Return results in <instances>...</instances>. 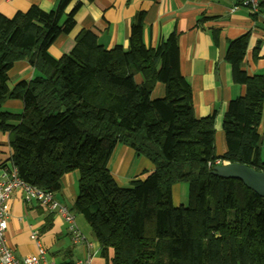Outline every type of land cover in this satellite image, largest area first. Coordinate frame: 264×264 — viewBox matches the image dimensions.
Segmentation results:
<instances>
[{
    "label": "trees",
    "instance_id": "1",
    "mask_svg": "<svg viewBox=\"0 0 264 264\" xmlns=\"http://www.w3.org/2000/svg\"><path fill=\"white\" fill-rule=\"evenodd\" d=\"M82 6L59 0L51 11L33 5L13 17L0 13V133L8 135L11 165L50 192L78 172L73 211L91 227L102 256L109 260L113 251L111 264H264V198L240 180L212 174L217 162L264 172V74L242 70L250 35L228 44L234 82L246 92L229 103L219 156L215 115L195 114L176 33L147 46L144 12L132 20L127 49H107L83 30L69 54L51 55L54 41L74 30ZM20 61L37 76L10 88L8 74ZM158 83L165 95L154 99ZM7 100H21L23 111L4 112ZM117 145L150 160L154 171L120 186L109 167ZM178 184L188 186V206L174 204ZM70 259L63 264H74Z\"/></svg>",
    "mask_w": 264,
    "mask_h": 264
},
{
    "label": "crops",
    "instance_id": "2",
    "mask_svg": "<svg viewBox=\"0 0 264 264\" xmlns=\"http://www.w3.org/2000/svg\"><path fill=\"white\" fill-rule=\"evenodd\" d=\"M83 6L76 15V26L70 34H61L50 47L53 57L59 59L69 54L75 39L83 30L94 32L105 48L114 46L128 48L131 24L134 16L144 12V42L156 47L161 39L176 33L180 49V66L183 76L192 88L195 114L198 118L215 115L216 151L219 156L226 151L223 121L229 103L244 96V85L233 79L232 65L226 60L228 44L250 35L249 47L242 63V70L249 76L264 74V7L256 13L241 5L240 0H82ZM59 0H0V13L13 17L17 12L39 6L45 11L54 10ZM204 19V21H202ZM217 32L218 40H214ZM256 51L258 58H256ZM8 85L13 88L22 81L33 80L37 73L26 61L15 63L10 70ZM142 83L140 74L135 76ZM165 88L156 84L152 98H162ZM21 100H7L3 111L19 114L23 111ZM11 149L7 134L0 133V174L11 166ZM109 167L116 182L145 179L154 171V165L145 157L125 145H117ZM78 172L67 174L61 179V187L54 192L56 200L74 214L76 230L85 241L76 243L68 223L58 216L53 226L45 233L41 229L51 213L36 202L27 203L21 190L13 192L10 200L9 226L6 243L17 259L37 255L40 248L46 252L45 262L63 264L66 256L73 262L90 258L91 264H111L101 254V247L84 217L73 211L77 199ZM124 179L126 181H124ZM182 191L181 185L173 187ZM176 205V204H175ZM179 206V205H176ZM36 234L35 239L32 235Z\"/></svg>",
    "mask_w": 264,
    "mask_h": 264
},
{
    "label": "built area",
    "instance_id": "3",
    "mask_svg": "<svg viewBox=\"0 0 264 264\" xmlns=\"http://www.w3.org/2000/svg\"><path fill=\"white\" fill-rule=\"evenodd\" d=\"M240 3L242 6L249 8L253 13H256L261 8L264 0H240ZM216 164L221 165L219 162ZM16 190L22 191L25 202H36L45 210L61 216L68 223L74 242L85 241L84 236L76 230L74 214L56 200L54 192L42 190L28 184L19 176L15 167L12 165L7 166L2 169L0 174V264H53L48 261L45 262L46 252L43 248L39 249L37 255L19 260L14 255L13 250L7 245L6 232L9 226L10 200L13 192ZM36 237V234L32 235L33 239ZM74 264H91V261L87 257L86 259L77 260Z\"/></svg>",
    "mask_w": 264,
    "mask_h": 264
},
{
    "label": "water",
    "instance_id": "4",
    "mask_svg": "<svg viewBox=\"0 0 264 264\" xmlns=\"http://www.w3.org/2000/svg\"><path fill=\"white\" fill-rule=\"evenodd\" d=\"M212 174L224 179L242 181L249 189L264 198V172L238 163H224L214 167Z\"/></svg>",
    "mask_w": 264,
    "mask_h": 264
},
{
    "label": "rangeland",
    "instance_id": "5",
    "mask_svg": "<svg viewBox=\"0 0 264 264\" xmlns=\"http://www.w3.org/2000/svg\"><path fill=\"white\" fill-rule=\"evenodd\" d=\"M111 170V169H110ZM124 181H126L124 179ZM122 187H129L130 184H127V182H125L124 184H122ZM182 191L177 193L178 188H176L175 190V204L176 205H183V206H188L189 205V191H188V186L186 184H180Z\"/></svg>",
    "mask_w": 264,
    "mask_h": 264
}]
</instances>
